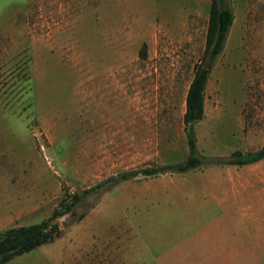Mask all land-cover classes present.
Returning a JSON list of instances; mask_svg holds the SVG:
<instances>
[{
  "label": "rangeland",
  "instance_id": "374dc122",
  "mask_svg": "<svg viewBox=\"0 0 264 264\" xmlns=\"http://www.w3.org/2000/svg\"><path fill=\"white\" fill-rule=\"evenodd\" d=\"M232 13L194 154L264 144V0ZM210 0H0V231L61 198L188 154L183 100ZM51 242L2 264H264V158L82 195Z\"/></svg>",
  "mask_w": 264,
  "mask_h": 264
},
{
  "label": "trees",
  "instance_id": "16d2710c",
  "mask_svg": "<svg viewBox=\"0 0 264 264\" xmlns=\"http://www.w3.org/2000/svg\"><path fill=\"white\" fill-rule=\"evenodd\" d=\"M232 21V13L225 0H210L208 6L204 44L198 62L193 67L191 79L187 85L182 113V129L188 150L186 157L180 162L147 166L138 170H129L109 176L80 193L72 192L67 198H61L50 215L37 223L10 226L0 231V264L14 256L27 252L39 245L57 238L61 230L54 221L66 213L73 211L74 205L93 190L108 189L113 185L140 174L150 176L164 172H185L201 164L245 165L264 158V144L257 149L239 152L233 151L226 157L200 158L194 154L195 137L193 125L203 117L204 89L208 79L209 66L220 53L226 33Z\"/></svg>",
  "mask_w": 264,
  "mask_h": 264
},
{
  "label": "crops",
  "instance_id": "0c3cea01",
  "mask_svg": "<svg viewBox=\"0 0 264 264\" xmlns=\"http://www.w3.org/2000/svg\"><path fill=\"white\" fill-rule=\"evenodd\" d=\"M133 263H134V264H141V263H138V262H137V263H136V262H133ZM86 264H89V260H87V263H86ZM157 264H163V263H159V262H158ZM180 264H182V263H180ZM183 264H190V263H185V262H183Z\"/></svg>",
  "mask_w": 264,
  "mask_h": 264
}]
</instances>
